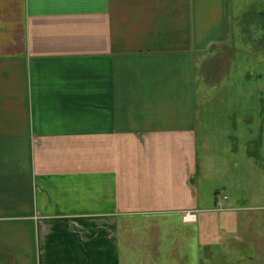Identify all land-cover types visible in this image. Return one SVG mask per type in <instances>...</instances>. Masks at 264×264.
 Masks as SVG:
<instances>
[{"label":"crops","instance_id":"1","mask_svg":"<svg viewBox=\"0 0 264 264\" xmlns=\"http://www.w3.org/2000/svg\"><path fill=\"white\" fill-rule=\"evenodd\" d=\"M232 3L0 0V264H203L197 70Z\"/></svg>","mask_w":264,"mask_h":264},{"label":"rangeland","instance_id":"2","mask_svg":"<svg viewBox=\"0 0 264 264\" xmlns=\"http://www.w3.org/2000/svg\"><path fill=\"white\" fill-rule=\"evenodd\" d=\"M229 27L197 70L196 182L216 238L202 259L264 264V0H233Z\"/></svg>","mask_w":264,"mask_h":264},{"label":"built area","instance_id":"3","mask_svg":"<svg viewBox=\"0 0 264 264\" xmlns=\"http://www.w3.org/2000/svg\"><path fill=\"white\" fill-rule=\"evenodd\" d=\"M228 196H224V199H227ZM216 205L218 206H222V201L217 199L216 201ZM185 219L187 220H196V214L195 213H192V212H188L186 215H185Z\"/></svg>","mask_w":264,"mask_h":264}]
</instances>
